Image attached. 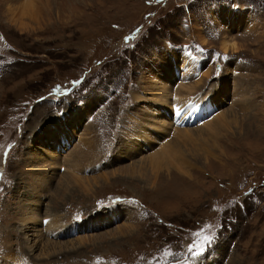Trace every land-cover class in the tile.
Returning a JSON list of instances; mask_svg holds the SVG:
<instances>
[{
    "label": "rangeland",
    "instance_id": "374dc122",
    "mask_svg": "<svg viewBox=\"0 0 264 264\" xmlns=\"http://www.w3.org/2000/svg\"><path fill=\"white\" fill-rule=\"evenodd\" d=\"M164 99L196 116L190 139L157 130ZM49 149L63 170L34 193ZM31 202L62 226L33 253ZM15 262L264 264V0H0V264Z\"/></svg>",
    "mask_w": 264,
    "mask_h": 264
},
{
    "label": "bare ground",
    "instance_id": "6f19581e",
    "mask_svg": "<svg viewBox=\"0 0 264 264\" xmlns=\"http://www.w3.org/2000/svg\"><path fill=\"white\" fill-rule=\"evenodd\" d=\"M223 49H224V51L225 52H227V51H229V50H232V51H235V50H237L238 48H237V44L235 43V42H229V41H225V43H224V45H223ZM184 60H183V62L185 63V66L186 65H188V64H191V62L190 61H188L186 58H183ZM184 75H185V70L183 71V73L180 75V80H183L184 82H187V80H188V78H185L184 77ZM191 77H193V76H191ZM167 84H169V83H167ZM156 86V85H155ZM167 86H172V85H167ZM166 87V86H165ZM158 88V87H157ZM237 89V88H236ZM153 90V89H152ZM181 90V89H180ZM166 92V89H164V87H162V89H161V93H165ZM160 93V94H161ZM174 93H175V91H174ZM173 94V93H172ZM164 95H166L167 96V92H166V94H164ZM164 95H161V96H164ZM166 98V97H165ZM144 100H146L147 98H143ZM142 99V100H143ZM172 99H174V101H171L172 103H179L182 107H188L189 106V104H190V101H191V99H188V100H182V99H179L178 97L176 98V97H174V98H172ZM214 99V98H213ZM165 101V102H164ZM164 101H163V103H157L156 102V104L158 105V107L157 108H153V106H152V108H153V114H156V116H157V118H155L156 120H160L161 122H160V125H161V127L160 126H158L157 128V130L158 131H160V132H162V133H164V134H168L169 133V131H174V132H176V136L178 137V136H180V137H182V138H184V139H190L191 138V134H190V132L192 131V130H186V129H189V128H185V126H190L191 127V123L193 122V118H195L196 116H190V114L189 113H187V112H181V111H179L178 112V110L175 112V110H173L172 108H171V110H172V113L173 112H175L176 113V116L175 117H171L168 113H165V110L163 111V107H169L170 108V106L168 105V103H166V100L164 99ZM203 101L204 100H202V101H200L199 102V104L201 105V107H202V114L204 113V111H203V106H205V104L206 103H203ZM147 102H149L150 103V101H147ZM151 104V103H150ZM198 104V105H199ZM197 105V106H198ZM208 105H210V104H208ZM163 106V107H162ZM196 106V107H197ZM208 107V106H207ZM149 109H150V106H149ZM199 109V108H198ZM205 109V108H204ZM209 111V110H208ZM205 114H206V112H205ZM158 116H162L161 117V119H158ZM204 116V115H203ZM188 117H190V118H188ZM199 117V116H198ZM197 117V118H198ZM174 120V121H173ZM202 121V120H201ZM200 122V121H199ZM198 122V123H199ZM58 124V122H52V121H50V122H48L46 125H45V127L43 128L44 129V132L47 134V139H57V136H59V137H62V140H63V142L64 143H69V137H72L73 135H74V130L73 129H70V131H68L67 130V128H65V125L64 124H62V123H60L59 124V126L57 125ZM197 124V123H196ZM61 125H64V126H61ZM57 128V130L58 131H55V129L54 128ZM141 127V126H140ZM144 128V127H143ZM134 131V130H133ZM158 131H154V135H152V136H150L149 137V139L152 141L156 136H158L157 135V133H158ZM135 132V131H134ZM156 133V134H155ZM38 134V133H37ZM45 138V137H44ZM169 139V138H168ZM148 144H150V141L149 140H145ZM138 144V145H137ZM135 145H137V148H135V149H141V148H143V144H142V142H140V141H137L136 143H135ZM46 146H50L51 148L53 147V145H52V143H49L48 145L46 144ZM129 146V145H128ZM133 146V145H132ZM89 148H91L92 149V145L89 147ZM131 148V147H130ZM94 149V148H93ZM147 149V148H146ZM131 150V149H130ZM162 150H164V148L162 149ZM161 150V151H162ZM48 151V152H47ZM46 152H47V156L49 157L48 159H46V158H44V159H46L44 162L45 163H47V166L48 165H50V167L46 170L45 169V171H42V170H40V171H35V172H33L32 171V176L28 173L27 174V176L26 177H28L29 178V180H34L35 181V183H37L38 185H36L35 186V188H33L34 189V193L35 192H37L38 190H37V186H39V183H44L46 186H47V184H46V182L49 180V178H52L55 174H56V170L55 169H59L60 171L61 170H63V169H61V166H60V163H57L59 160L57 159V158H59V156L58 155H56L55 153H52L51 151H50V149L49 150H47ZM89 151V150H88ZM95 151H96V148H95ZM85 152V151H84ZM131 153V152H130ZM141 153V152H140ZM38 154V153H37ZM93 154H96L97 155V153H93ZM34 155H35V153H34ZM134 155V154H133ZM142 155V154H141ZM94 156V155H93ZM125 156H126V154H125ZM36 157V156H35ZM38 157V156H37ZM44 157V156H43ZM85 157V156H84ZM131 157V156H130ZM68 158H70V157H68ZM68 158H66L65 159V165L66 166H70V161H69V159ZM155 158H156V161H157V156H155ZM43 159V160H44ZM33 160V159H32ZM36 160V159H35ZM74 160V159H73ZM61 161H63V160H61ZM75 161V160H74ZM80 161V160H79ZM66 162L67 163H69V165L68 164H66ZM35 164V163H34ZM72 164V163H71ZM38 165V164H37ZM36 165V166H37ZM40 168V167H39ZM78 169V168H77ZM179 169H181V168H179ZM65 170H66V168H65ZM182 171V170H181ZM30 172V171H29ZM37 172V173H36ZM67 171H64V173L62 174V175H65V174H67L66 173ZM70 174H72V173H70ZM42 177V178H41ZM62 177V176H61ZM39 180H41L40 182H38ZM55 180V179H54ZM61 180V179H60ZM79 180H81V179H79V178H77V177H75L73 174L72 175H68V176H66L65 175V179L62 181V182H65L66 184L65 185H69L70 186V184H72V183H77ZM55 182V181H54ZM55 183H57V182H55ZM50 184V183H49ZM48 184V185H49ZM60 184V183H59ZM64 184V183H63ZM32 185V184H31ZM85 185V184H84ZM32 187V186H31ZM61 187H62V185H61ZM50 188V187H49ZM49 191V190H48ZM40 192V191H39ZM33 193V194H34ZM41 193V192H40ZM39 194V193H38ZM33 196H35V195H33ZM35 199V198H34ZM39 201V200H38ZM33 202V201H32ZM31 202V206H29V208H28V211L27 212H25V214H24V216H23V219L21 220V226L19 227V230L21 231V233L22 234H24V233H26L25 234V236H26V239L28 240V250L31 252V253H33L34 251H35V249L37 248V242L40 240V237H41V235H44V236H46V237H50V236H53V233H54V235H55V237H57L58 238V234L60 233V231H61V228H62V226L58 223H54V221H53V219H51V216H49V215H47L45 218L44 217H39V214H37V213H40L41 211H42V209H39V204L38 203H36V202H34V203H32ZM40 202V201H39ZM30 203V202H29ZM27 209V208H26ZM25 209V210H26ZM24 210V211H25ZM22 211V210H21ZM47 214V213H46ZM22 216H20V218L22 217ZM40 216H43V214H40ZM43 218V219H42ZM46 220V221H45ZM47 222V223H46ZM55 222H57V221H55ZM45 223L47 224L46 226H44L43 227V224L45 225ZM26 225V227H24ZM67 230H65V232H66ZM54 237V236H53ZM20 241V240H19ZM13 258V257H12ZM14 259V258H13ZM17 259V258H16ZM16 263H18V262H15V264Z\"/></svg>",
    "mask_w": 264,
    "mask_h": 264
},
{
    "label": "snow or ice",
    "instance_id": "6c2138e0",
    "mask_svg": "<svg viewBox=\"0 0 264 264\" xmlns=\"http://www.w3.org/2000/svg\"><path fill=\"white\" fill-rule=\"evenodd\" d=\"M205 240H207V241H208L209 245H210V244H211V242H212V238H210V237H205Z\"/></svg>",
    "mask_w": 264,
    "mask_h": 264
}]
</instances>
